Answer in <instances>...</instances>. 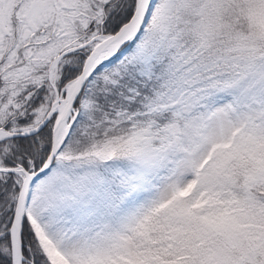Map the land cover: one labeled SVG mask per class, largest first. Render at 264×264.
<instances>
[{"label":"snow or ice","instance_id":"snow-or-ice-1","mask_svg":"<svg viewBox=\"0 0 264 264\" xmlns=\"http://www.w3.org/2000/svg\"><path fill=\"white\" fill-rule=\"evenodd\" d=\"M0 264H264V0H0Z\"/></svg>","mask_w":264,"mask_h":264}]
</instances>
